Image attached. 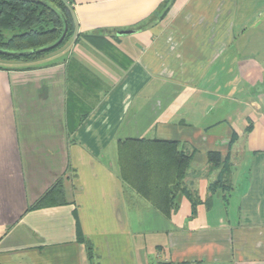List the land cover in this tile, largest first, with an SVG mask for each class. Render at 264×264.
<instances>
[{
    "label": "crops",
    "instance_id": "1",
    "mask_svg": "<svg viewBox=\"0 0 264 264\" xmlns=\"http://www.w3.org/2000/svg\"><path fill=\"white\" fill-rule=\"evenodd\" d=\"M63 1L65 46L0 64V264H264V0ZM137 139L190 156L168 205Z\"/></svg>",
    "mask_w": 264,
    "mask_h": 264
},
{
    "label": "trees",
    "instance_id": "2",
    "mask_svg": "<svg viewBox=\"0 0 264 264\" xmlns=\"http://www.w3.org/2000/svg\"><path fill=\"white\" fill-rule=\"evenodd\" d=\"M64 21L68 29L55 48L19 56L0 53V59L25 63L41 59L65 44L74 29L70 8L63 0H0V47L5 49L28 50L49 44L60 35ZM189 159L175 140H128L118 147L121 177L147 197L158 193L166 205L180 188ZM57 186L58 183L53 188Z\"/></svg>",
    "mask_w": 264,
    "mask_h": 264
},
{
    "label": "water",
    "instance_id": "3",
    "mask_svg": "<svg viewBox=\"0 0 264 264\" xmlns=\"http://www.w3.org/2000/svg\"><path fill=\"white\" fill-rule=\"evenodd\" d=\"M67 29H68L67 22L64 21V25H63L60 35L53 42L43 45V46H39L36 49H28V50H10V49H5V48L0 47V53L5 54V55L19 56V55L31 54L33 52L49 51L55 48L56 46H58L63 41L65 34L67 32Z\"/></svg>",
    "mask_w": 264,
    "mask_h": 264
},
{
    "label": "rangeland",
    "instance_id": "4",
    "mask_svg": "<svg viewBox=\"0 0 264 264\" xmlns=\"http://www.w3.org/2000/svg\"><path fill=\"white\" fill-rule=\"evenodd\" d=\"M1 31H2V32H5V33L8 32L6 29H1ZM4 38H5V36H4ZM5 39H6V38H5ZM63 46H65V44L61 45L59 48H57V49L54 50L53 52L49 53L48 55L53 54V53L56 52L57 50L63 48ZM9 62H10V61H8V60H6V59H0V64H9ZM39 62H40L39 59L36 60V61L28 62V63H26V64H27L26 66H33L34 64H38ZM43 62H45V61H43Z\"/></svg>",
    "mask_w": 264,
    "mask_h": 264
}]
</instances>
